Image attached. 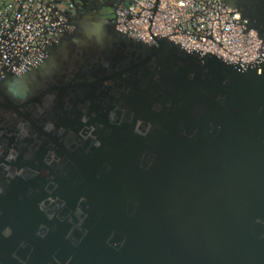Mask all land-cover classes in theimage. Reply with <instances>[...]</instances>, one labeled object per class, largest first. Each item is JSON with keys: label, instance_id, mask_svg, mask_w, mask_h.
Instances as JSON below:
<instances>
[{"label": "water", "instance_id": "95a60500", "mask_svg": "<svg viewBox=\"0 0 264 264\" xmlns=\"http://www.w3.org/2000/svg\"><path fill=\"white\" fill-rule=\"evenodd\" d=\"M104 2L58 1L70 30L0 80V264H264V63L144 45ZM236 6L264 45V0Z\"/></svg>", "mask_w": 264, "mask_h": 264}, {"label": "built area", "instance_id": "2783aa9c", "mask_svg": "<svg viewBox=\"0 0 264 264\" xmlns=\"http://www.w3.org/2000/svg\"><path fill=\"white\" fill-rule=\"evenodd\" d=\"M58 1L0 0V80L37 67L50 45L70 30ZM231 1L118 0L110 19L118 34L144 45L165 40L186 53L259 72L264 45L246 29Z\"/></svg>", "mask_w": 264, "mask_h": 264}, {"label": "flooded vegetation", "instance_id": "af4514ba", "mask_svg": "<svg viewBox=\"0 0 264 264\" xmlns=\"http://www.w3.org/2000/svg\"><path fill=\"white\" fill-rule=\"evenodd\" d=\"M117 1H118V0H105L104 3H105L109 8L106 9V10H103V11L101 12V14L104 15V16H106V17H108V18H110L111 15H112V11L114 10L115 5L117 4ZM237 2H238V0H232V1H231V4H232V6L234 7V9H235V11L237 12V14L239 15L241 21L245 22V25H246V21L242 19L241 15H240V13H239V11H238V9H237V6H236V5H237ZM70 6L73 7V4H71ZM239 6H240V4H239ZM251 7H252V6H251ZM240 8H242V10H244V11L248 10L247 6L245 7V6L242 5V6H240ZM74 13H76V11H74ZM76 18H77V17H76ZM248 29L251 30V31H253V32L256 34V31H254L252 28H249V27H248ZM256 35H257V34H256Z\"/></svg>", "mask_w": 264, "mask_h": 264}, {"label": "trees", "instance_id": "16d2710c", "mask_svg": "<svg viewBox=\"0 0 264 264\" xmlns=\"http://www.w3.org/2000/svg\"><path fill=\"white\" fill-rule=\"evenodd\" d=\"M57 4V3H56Z\"/></svg>", "mask_w": 264, "mask_h": 264}]
</instances>
